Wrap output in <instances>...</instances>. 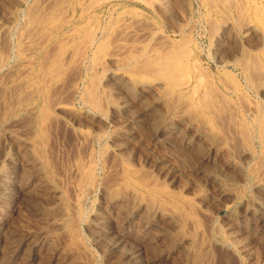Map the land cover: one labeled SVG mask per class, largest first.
Wrapping results in <instances>:
<instances>
[{
    "label": "bare ground",
    "instance_id": "bare-ground-1",
    "mask_svg": "<svg viewBox=\"0 0 264 264\" xmlns=\"http://www.w3.org/2000/svg\"><path fill=\"white\" fill-rule=\"evenodd\" d=\"M10 1L11 5H14L13 8H15L8 17H11V24L0 21V161H2V168L4 167L0 169V202L7 206L10 199L13 200L15 197L22 194H29L31 192L36 193L38 191H40V193H42L41 191H44V193L47 191L50 192L52 204H54L61 212L60 214L63 215V220L60 225L66 233H69L74 246L81 245V242L78 241L79 239H76L81 233L79 230L81 226L84 227L87 224V228L95 229L102 237L109 240L108 242L114 243L113 245L117 247V249H120L118 248L120 246L122 248V245H125L126 248L127 244H132L134 242L131 238L133 230L128 224V226L125 227L117 226V222L121 221L120 218H118L120 221L117 220V216L125 213L127 214L128 220L136 217L139 219L141 218V223L145 227L143 237L146 239L152 240L155 238V240L158 241L157 235L163 234V232L167 230L170 235L176 234L175 237L177 238H175L176 241H174L181 249L179 253H176L178 256L181 253L184 254V256L185 254L191 255L193 250L191 251L190 248L195 244H199L197 250L201 249L205 255L210 254V251H212L211 248L216 244L211 247V243H205V239H208L206 238L208 237L207 235L212 232V220L208 217L210 213H208L209 210H206L207 206H204L206 207L204 208L200 203H197V200V202H195L199 207L192 202L186 201L184 197L187 194H183L185 191L181 190V187H179V189L177 188L176 191V187H173L174 185H172L174 188L172 189L161 176V181H159L158 178L154 179L155 174L152 175L153 179L150 178L151 175L149 173L151 170H149L148 173L150 176L148 174V176L145 175L148 166L144 164L146 170L144 169L145 171L143 172L144 167H139L138 163V167H135L128 161H124L128 159L127 155V159L122 158L123 160L120 161L116 160V156L118 155H114L115 158L109 161L108 152L102 144L106 129L103 131L100 125L102 129H98L99 126L98 128L95 126L97 129L89 128L82 125V122H78L82 119L86 120L93 118V120L97 119V122L99 121L100 123L102 120L105 121L108 117V112L110 113L112 109L119 108V105L115 106L110 100V92L107 90L109 85L105 83L106 80L110 79L113 83L115 81V83H117L116 85L126 86L127 89H135L139 95L149 91L153 85H157L158 87H156L158 89H156L159 91L156 100L157 103L162 104V108L164 106L165 109V113H162L163 118L160 120V122H164L165 127H161L162 129H159V131L163 130L166 133L169 132L174 134L177 131L174 130L175 127L173 123H186L187 127H189L188 129H196V135L192 138L189 137L188 148L200 147L198 143L199 139H208L209 141L207 140V142L210 143L208 144L212 149L216 150V153H221L224 148H229L232 153L237 152L240 155L241 159L239 158V160L241 161L235 165V167L238 168V172L241 173V178L243 177L246 182L248 179L249 183L251 181L256 189L264 190V0H201L202 6L204 5L211 15H221L223 19H221V23H223L222 25L220 24L221 27L218 26L221 31L219 34H216L217 44L215 50L217 53L225 49L223 46L227 43L224 44V42L230 38L229 33L231 30L234 31L236 29L235 31H237V34L240 33L245 42H248L247 45H242L241 47L237 46L240 48L237 50L234 57H230L228 53L229 56L223 58L224 62L219 63V61L214 63L212 70H208L207 67L203 66L194 49L184 37H182L183 39L181 38L180 41V38L178 40L172 39L164 31H160L154 21L145 17V14L149 13L148 6L151 5L149 3H153L151 0L150 2L148 0H9L8 2ZM4 2H6V0ZM182 6L184 5H181V7ZM124 7H128L133 11L128 12ZM230 12H234L235 16H230ZM21 14L23 15V19L20 21L19 18ZM4 16L6 17V15ZM210 18L215 20L212 16ZM207 23L208 25L211 24L209 22ZM172 24L174 25V23ZM138 25L140 26L138 27ZM216 25L219 24L217 23ZM177 26L179 29L177 27L178 30L176 29V34H180L181 36L185 35V28H181L180 25ZM210 26V29L214 27V23ZM214 30H216L215 32L219 31H217V29ZM233 34L235 36V33ZM143 36L149 39L151 38L153 42H143L140 38ZM145 37H143V40ZM191 37H189V39H191ZM149 39L146 41H149ZM229 41L231 42V40ZM235 41V43L240 42L239 39ZM237 45H241V43ZM225 51L228 52L227 50ZM225 51L219 54L222 55ZM234 54L235 53H233V55ZM200 56L199 58H201ZM111 62L116 66L111 67ZM238 75L242 76L243 81ZM113 83H111L112 86L110 84L112 88H114ZM127 89H125L126 92ZM130 89H128L129 92ZM248 89L251 91L253 90L260 100L255 101L253 98H250L247 93L249 92L247 91ZM113 92L111 91V93ZM147 93L146 96L150 94V91L149 94ZM157 94L155 92L156 96ZM136 95L139 97L138 94ZM144 96L145 95H143V97ZM152 97L149 100L155 102V100H153L155 97ZM142 100H139V102ZM127 105H129L128 99L123 106L126 107ZM143 105L144 104L141 105L140 103V106ZM151 106L153 105L151 104ZM128 107L129 106H127V109H130ZM158 107L160 106L154 107V113ZM122 109L125 108L122 107ZM148 112L150 113V111ZM126 114L129 113H125L124 115ZM132 116L134 115L132 114ZM127 118L129 117L127 116ZM125 119L126 118L123 120ZM138 119H140V117ZM89 121L87 123H89ZM77 123L78 125H75ZM162 125L161 123V126ZM159 126L157 127L159 128ZM182 127H184V125ZM124 128L126 127L124 126ZM54 129L55 131L58 130L62 131L64 134H69L80 144L79 146L76 145L77 148L73 146L74 148L71 150L73 151L75 149V151L71 152L70 155L72 156L69 158L70 160L68 162L65 161L67 163L64 167L61 166L62 163L61 165L59 163L62 161L60 160L58 162L57 160V158L60 159V155L57 153L59 157L56 158L57 155L55 156L54 154L56 152L53 151L55 147H53L54 145L52 146L51 143V131ZM183 130L185 129L183 128ZM159 131L157 133H159ZM179 133L180 131L178 134ZM55 134H57V132H55ZM120 136L122 137V135ZM177 136L178 135H176V137ZM183 136H185V134H183ZM131 138L133 137L131 136ZM218 139H220V141ZM53 141L55 140L53 139ZM119 141L118 143L120 144ZM131 143L133 144V141ZM208 144L206 145V143H204L205 146H208ZM110 150L108 149V151ZM230 150L227 151L230 152ZM114 151L112 150V152L110 151L108 154ZM221 154H223V152ZM212 158H216V155ZM235 158H238V156ZM169 160L171 161V159ZM214 160L215 159H213V161ZM140 161L144 163V161ZM207 163L209 162L207 161ZM172 167L171 165V168ZM149 168L150 166L148 169ZM168 170H170L169 167L165 171ZM162 172L159 171L158 173ZM183 172L184 171H182L181 174H183ZM238 172L236 171L234 173L237 174ZM168 174L169 178L171 177L172 181L174 180L175 182L176 176H173L171 172ZM242 181L243 180H241V182ZM208 183L210 182L208 181ZM238 185H241L240 187L242 188V184ZM249 185L248 187H251V184ZM236 189L234 190V194L238 195L240 189ZM180 190L181 193L178 192ZM229 191L231 190L229 189ZM99 192L102 194V205L100 206L99 204V209L95 210L94 208V211L90 212V208L88 209L87 207L89 206L86 207V204L92 200L91 198L95 193ZM220 193H222V191ZM46 194L48 195V193ZM182 194L185 196L183 197ZM215 198H217V196ZM224 198L222 200H224ZM242 198L243 196H241V199ZM193 200H195L194 196ZM206 201L207 200H205V202ZM226 202L228 201L226 200ZM251 204L247 206V209L253 213V211L255 212L256 210V206L255 203ZM259 204L257 206H259ZM90 206H92V204ZM200 206L203 208H200ZM230 206L232 205L230 204ZM230 206L228 205L229 208ZM228 207L226 205L222 207L221 213L229 219L228 226L231 228V230L229 229L231 231L230 234L240 236L245 232L249 233L247 230L251 232L252 228H249L250 225L247 226L243 222L238 221L239 218L236 219V216L230 215L232 211H229V213ZM56 208L53 209L56 210ZM245 221L248 222L247 219ZM257 221H259L257 226L263 228L264 218L258 217ZM225 222L226 220L223 223ZM55 224L56 223H54V225ZM199 226L201 228L200 233L198 230ZM217 226L218 225H216V228ZM61 227L59 229H61ZM152 230H156L158 234L152 235ZM229 230H227L228 233L230 232ZM257 231L258 230H256V233ZM62 235H64V233ZM219 235L221 240L227 242V244L230 242V237L228 238V236L224 235L221 231ZM162 237L161 235L160 239ZM243 239L241 241H243ZM163 240L166 241L162 238L161 241ZM161 241L159 240V243ZM125 242L129 243L125 244ZM213 242L214 241H212V244ZM143 243L142 245H144ZM153 244L154 242L152 245ZM113 245L111 247H114ZM138 245L134 254L141 253V245ZM147 245H151V242ZM196 246L198 245H195V247ZM158 247L160 248V246ZM170 247L166 246L167 255L163 257V259L165 258L167 261L169 259L172 260L174 256H172L171 249L168 251ZM216 247H214V251ZM247 247L245 248L247 249ZM222 250L228 249L225 247V249L222 248ZM216 251L218 252L219 250ZM81 252L83 251L81 250ZM225 252L226 251H224V253ZM237 252H239V249ZM226 253L228 254L230 252L227 251ZM198 254L196 253V255ZM211 254L213 255V253ZM218 254L221 256L220 253ZM200 255L198 256L200 257ZM215 255L216 254L213 255V259L212 257L209 258V255L208 259L207 256H205L207 261L204 260V264H215ZM198 256L197 258H199ZM203 256L201 255L202 259L204 258ZM229 256H231V253ZM133 257L135 258V256ZM190 257L192 258L193 256L191 255ZM201 257L199 258V264H201ZM191 258H189V261ZM135 260L137 261V259ZM192 260L194 261V257L191 259L190 263ZM197 260L195 259L198 263ZM176 261L178 262V260ZM183 261L184 260H182L181 264ZM185 262L183 264H185ZM163 263H165V261Z\"/></svg>",
    "mask_w": 264,
    "mask_h": 264
},
{
    "label": "rangeland",
    "instance_id": "rangeland-1",
    "mask_svg": "<svg viewBox=\"0 0 264 264\" xmlns=\"http://www.w3.org/2000/svg\"><path fill=\"white\" fill-rule=\"evenodd\" d=\"M5 0H0V21H4V22H8L11 24V17L8 18L12 12L14 11L15 8H13V6L11 5V1L8 2L9 0H6V2H4ZM147 1V0H146ZM150 2V0H148ZM153 1V3H149L151 5L148 6L149 8V13H146L145 17L149 18L150 20L154 21L156 23V26L157 28L160 30V31H164L166 34H168L172 39H175V40H178L179 38V41L181 40L182 37H184L187 42L190 44V46H192V48L194 49L198 59L200 60V62L203 64L204 67H207L208 70H212V68L214 67V63H222L224 62V59L223 58H226L228 55V53L230 54V57H234L237 53V50L242 46V45H247L248 42L246 43L243 36L238 33L237 34V31H233L231 30V32L229 33V39L227 41L224 42L227 43L223 46V51L227 50L228 52L225 51L222 57L221 54L219 53H222V52H219L217 53L216 50H215V46H216V38H217V35L216 34H219V32L221 31L220 27L223 23H221V19H222V16L221 15H215V14H210V12L208 11V9H206V7L203 5L202 6V2L201 0H151V2ZM158 1V2H157ZM172 1V2H171ZM178 1V2H177ZM182 1V2H181ZM3 2V3H2ZM174 2V3H173ZM177 2V3H176ZM161 3V4H160ZM181 3V4H180ZM183 3V4H182ZM179 4V5H178ZM153 5V6H152ZM181 5H184L181 7ZM4 6V7H3ZM153 7V8H152ZM185 7V8H183ZM3 8V9H2ZM8 8V10H7ZM125 9H127L128 12H131L133 11L132 9H129L128 7H124ZM163 8V9H162ZM165 8V9H164ZM11 9V10H10ZM157 9V10H156ZM167 9V10H166ZM189 9V10H188ZM10 10V11H9ZM163 10V11H162ZM166 10V11H165ZM170 10V11H169ZM7 11V12H6ZM12 11V12H11ZM158 11V12H157ZM187 11V13H186ZM198 11V12H197ZM5 14H4V13ZM11 12V13H9ZM163 12V13H162ZM174 15H172V14ZM185 13V14H184ZM230 16L234 17L235 16V13L234 12H230ZM9 14V15H8ZM233 14V15H232ZM3 15V16H2ZM6 15V17L4 16ZM8 15V16H7ZM187 15V16H185ZM215 15V16H214ZM182 16V17H180ZM193 18H192V17ZM213 17L215 18L212 19L210 17ZM5 19H3V18ZM23 15L21 14L20 15V21L23 19L22 18ZM172 17V18H171ZM8 18V19H6ZM177 18V19H176ZM179 18V19H178ZM183 18V19H182ZM217 18V19H216ZM236 18V17H235ZM10 19V20H9ZM191 20V21H190ZM223 20V19H222ZM211 23L210 25H213L214 23V27H212L210 29V25H208V23ZM171 22V23H170ZM181 22V23H180ZM223 22V21H222ZM13 23V22H12ZM174 23V25L172 24ZM180 23V24H179ZM219 24V25H216V24ZM183 24V25H182ZM221 24V25H220ZM172 25V27H171ZM177 25H180L181 28H185L184 30L186 31L185 35H180V34H176V29H177ZM140 25H138L139 27ZM184 26V27H183ZM210 26V27H209ZM220 26V27H218ZM142 27V26H141ZM171 27V28H169ZM198 27V28H197ZM238 27V25H237ZM179 29V27H178ZM177 29V30H178ZM214 29H217L218 32H215L216 30ZM206 30V31H205ZM214 32L212 33L211 32ZM214 30V31H213ZM235 33V36L234 34ZM210 34V35H208ZM233 34V36H232ZM190 35V36H189ZM241 35V36H240ZM191 37V39H189V37ZM210 38H209V37ZM213 36V37H212ZM216 36V37H215ZM145 37V36H143ZM143 37H140L141 40L145 43H150L153 42V40H151V38H147L143 40ZM188 37V38H186ZM237 37H240V38H237ZM212 38V39H211ZM234 40H232V39ZM242 38V39H241ZM149 41H146L148 40ZM183 39V38H182ZM240 42H237L235 43L236 40ZM189 40V41H188ZM192 40V41H191ZM214 40V41H213ZM231 40V42L229 41ZM244 40V42H243ZM195 42V43H194ZM241 45H237V44H240ZM196 44V45H195ZM197 46V48H196ZM213 46V47H212ZM226 46V47H225ZM231 46V47H230ZM237 46H240V47H237ZM237 47V48H236ZM227 48V49H226ZM213 49V50H212ZM232 49V51H231ZM233 53H235L233 55ZM212 54V55H211ZM201 55V56H200ZM219 55V56H218ZM226 55V56H224ZM199 56L201 58H199ZM219 57V58H218ZM222 57V58H221ZM226 60V59H225ZM114 67L116 65L113 64V62H111V67ZM233 67V66H232ZM240 77V79L243 81L242 79V76L241 75H238ZM113 83L112 80H106L105 83L107 85H109L107 87V90L110 92V100L111 102L117 106L119 105V108L118 109H112L111 112L107 114V120L105 119L102 120L100 123L99 121L97 122V119H94L93 118H90V119H82L80 120L78 123L82 122L81 124L82 125H85L86 127H89V128H94V129H97L98 126L100 125L102 128H103V131L104 129L105 130V133H104V138L102 140V144H103V147L106 149V151L108 153H110V151L112 152V150L114 151L113 153L111 154H108V159L109 161H111L112 158H115L114 155H118L116 156V160H123L122 158H126L128 157L127 160H124V161H128L130 164L134 165L135 167H144L143 168V172L146 170L145 169V165H147L148 167L150 166V168L148 169L147 167V172L145 175H147L149 173V170L150 171V175L152 177L153 174H155V178H158L159 181L162 180V178L165 180V182L168 183L169 187L171 186L172 189H174L173 187H176V191H177V188L179 189V187H181V190L185 191L183 192V194H187L186 196L183 195V197L185 198L186 201L188 202H192L194 203V205H197V203H200L203 207L204 206H207L204 207L206 208V210H209L208 213H210L208 215V217L212 220V223H211V228H212V232H210L209 235H207L208 239H205V243H211V247L214 245L210 251L211 253L214 254H218L220 253L221 256H219V254L216 256L215 255V261L216 263L218 264H264V227L263 228H260L259 226H257V224H259V221H257L258 217L259 218H264L263 214H264V190H258L254 187V185L252 184V182L250 181L249 183V180L247 179V182L244 181V178L240 175L241 173L238 172V168L235 167V165H237L241 160H239L240 158V155L237 153V152H234L232 153L231 150L229 148H224L222 149L223 151V154H221L220 152L219 153H216V150L212 149L210 147V143L207 142L208 139H199L198 143L200 145V147H196V148H191L189 147L188 148V141L190 140V138H192L193 136L196 135V129L194 128H190L188 129L189 127H187L186 123H173V126L175 127L174 130L177 131L176 133H169V132H164L163 130H160L159 129H162L161 127H165L164 125V122H160V120L163 118L162 116V113H165V109H164V106L162 108V104L160 103H157V97H158V91L157 90L158 86L156 87L155 85H153L151 87V89L149 90L150 91V94H149V91H147L146 93L149 94L146 96V93H143L142 95H139V93L135 90V89H130V92L129 90L127 89L126 86H123V85H116L117 83H113V87L112 88V84L110 86V84L107 83ZM115 85V86H114ZM119 86V87H118ZM123 86V87H122ZM124 89H127V93L125 91V89L123 90L122 88ZM118 88V90H117ZM153 88V89H152ZM157 88V89H156ZM116 89V90H115ZM122 89V90H120ZM157 91H156V90ZM153 90V91H152ZM157 94V96L155 95V92ZM111 91L113 93H111ZM119 91H122V92H119ZM152 91V92H151ZM249 92L248 95L250 96V98H253V100H257L259 101L260 99H258V96H256L257 94L252 90H247ZM126 92V94H125ZM137 92V93H136ZM154 92V93H153ZM254 92V93H252ZM117 93V95H116ZM138 94L139 97L136 95ZM154 94V95H153ZM127 95V96H126ZM143 95H145V99L143 97ZM155 97L153 100H155V102H153L152 100H149L151 97ZM126 97V98H125ZM128 97V98H127ZM132 97V98H131ZM152 97V98H153ZM125 99V100H124ZM129 101V106L128 108L130 109H127V106H123V104L125 103V101ZM143 99V100H142ZM122 100V101H121ZM139 100H142L139 102ZM120 101H121V104H120ZM132 101V102H131ZM145 103H144V102ZM148 103H147V102ZM124 102V103H123ZM132 103V104H130ZM137 103V104H136ZM140 103L141 105L144 104L143 106H140ZM151 104L153 106H151ZM158 104V105H157ZM121 105V106H120ZM146 105V106H145ZM149 105V106H148ZM135 106V107H134ZM151 106V107H150ZM157 106H160L157 108L156 112L154 113V110L155 108L154 107H157ZM125 108V109H122ZM121 108V109H120ZM144 109V110H143ZM152 109V110H151ZM117 110V111H116ZM120 112H119V111ZM124 110V111H123ZM143 110V111H142ZM160 110V111H159ZM162 110V111H161ZM164 110V111H163ZM115 111V112H114ZM124 113H122V112ZM135 111V112H134ZM143 113H142V112ZM150 111V113L148 112ZM153 111V112H152ZM114 114H113V113ZM117 112V113H116ZM148 112V113H147ZM152 112V113H151ZM160 112V113H159ZM125 113H129V114H126L124 115ZM134 116H132V114ZM141 113V115H140ZM145 113V114H144ZM147 113V114H146ZM110 114V115H109ZM119 114V115H118ZM122 114V115H120ZM131 114V115H130ZM137 114V115H136ZM150 114V116H149ZM92 115V114H91ZM90 115V116H91ZM118 115V116H117ZM136 115V117H135ZM144 115V116H143ZM153 117H152V116ZM160 115V116H159ZM112 116V117H111ZM127 116L129 118H127ZM132 116V117H131ZM155 116V117H154ZM157 116V118H156ZM122 117V118H121ZM132 119H131V118ZM140 117V119H138ZM147 117V118H146ZM149 117V118H148ZM158 117H161V118H158ZM119 118V119H118ZM124 118H126L125 120H123ZM137 118V119H135ZM143 118V119H142ZM151 118V119H150ZM156 118V119H155ZM112 119V120H111ZM129 119V120H128ZM142 119V120H141ZM159 119V120H158ZM89 120V123H87ZM93 120V121H92ZM96 120V121H95ZM120 120V121H119ZM123 120V121H122ZM128 120V121H126ZM140 120V121H139ZM151 120V121H150ZM85 121V122H84ZM104 121V122H103ZM107 121V122H106ZM126 121V122H125ZM140 123H139V122ZM93 122V123H92ZM97 122V123H95ZM133 122V123H131ZM159 122V123H158ZM75 124V125H78ZM84 123V124H83ZM86 123V124H85ZM103 125H102V124ZM137 123V124H135ZM161 123L163 124L161 126ZM90 124V125H89ZM94 126H93V125ZM106 124V125H105ZM130 124V125H129ZM133 124V125H132ZM179 124V125H178ZM182 124V125H180ZM88 125V126H87ZM92 125V126H91ZM127 125V126H126ZM138 125V126H137ZM147 125V127H146ZM160 125V126H159ZM177 125V126H176ZM184 125V127H182ZM97 128H96V127ZM99 126L98 129H102L101 127ZM124 126L126 128H124ZM129 126V128H128ZM134 126V127H133ZM159 126V128L157 127ZM181 126V127H180ZM133 127V128H132ZM146 127V128H145ZM150 127V128H149ZM187 127V128H185ZM128 128V129H127ZM156 128V129H155ZM181 128V129H180ZM183 128L185 130H183ZM117 129V131H116ZM131 129V130H129ZM135 129V130H134ZM148 129V130H147ZM123 130V131H122ZM135 132H134V131ZM180 131V133L178 134V132ZM188 130V131H187ZM120 131V132H119ZM159 131V133H157ZM163 131V132H162ZM55 134V132H57V134ZM61 132V133H59ZM107 132V133H106ZM126 132V133H125ZM132 134H131V133ZM139 132V133H138ZM184 132V133H183ZM194 132V133H193ZM60 135H59V134ZM137 133V135H136ZM155 133V134H154ZM166 135H165V134ZM190 133V134H189ZM126 134V135H125ZM171 134V135H170ZM173 134V136H172ZM183 134H185V136H183ZM189 134V135H188ZM193 134V135H191ZM113 135V136H112ZM122 135V137L120 136ZM134 135V136H133ZM175 135V136H174ZM176 135H178L176 137ZM53 136V138H52ZM131 136L133 138H131ZM163 136V137H161ZM167 136V137H165ZM172 136V137H170ZM139 139H138V138ZM169 137V138H168ZM182 137V138H180ZM190 137V138H189ZM74 137H71L69 134H64L62 131H58L55 129L51 131V143H52V146L55 147L53 148V151L56 152L54 153L55 156L57 155H60V157L57 155V157H59L60 159L57 158L58 162L61 160L62 162H59L60 165L62 163V167H64L66 165V163L70 160L69 158L72 156L70 155L71 152L75 151V149L72 151L71 149H73L74 147L79 146V142L76 140L73 139ZM159 138V139H158ZM166 140H165V139ZM174 138V139H173ZM177 138V139H176ZM184 138V139H183ZM53 139L55 141H53ZM61 139V140H60ZM68 142H67V140ZM126 139V140H125ZM133 139H136V140H133ZM161 139V140H160ZM181 139V140H180ZM57 140V141H56ZM60 140V141H59ZM106 140V141H105ZM120 140V141H119ZM124 140V141H123ZM130 140V141H129ZM155 140V141H154ZM167 142H165V141ZM172 140V141H171ZM176 140V141H174ZM184 140V141H183ZM220 141V139H218ZM71 143H70V142ZM74 141V142H73ZM118 141L120 142V144L118 143ZM133 141V144L131 143ZM186 141V142H185ZM206 141V142H205ZM209 141V140H208ZM217 141V140H216ZM55 142V143H54ZM63 142V143H62ZM105 142V144H104ZM113 142V143H112ZM124 142V143H122ZM127 144H126V143ZM147 142V143H146ZM158 142V143H157ZM174 144H173V143ZM206 143V145L208 144V146H205L204 143ZM218 142V141H217ZM54 143V144H53ZM75 145H74V144ZM117 143V144H115ZM130 143V144H129ZM201 143V144H200ZM57 144V145H56ZM67 144V145H66ZM130 146H129V145ZM139 144V145H138ZM142 144V145H141ZM166 144V145H165ZM70 145V146H68ZM72 145V146H71ZM109 145V147H108ZM153 145V146H152ZM157 145V146H156ZM165 145V146H164ZM68 146V147H67ZM74 146V147H73ZM127 146V147H126ZM129 146V147H128ZM134 146H135V149H134ZM61 147V149H60ZM67 147V148H65ZM149 147V148H148ZM158 147V148H157ZM186 147V148H185ZM204 147V148H203ZM209 147V148H208ZM77 148V147H76ZM110 151H108V149ZM123 148V149H122ZM137 148V149H136ZM142 148V149H141ZM56 149V151H55ZM70 149V150H69ZM119 149V150H118ZM139 149V150H138ZM152 151H151V150ZM162 149V150H161ZM201 149V151H200ZM209 151H208V150ZM230 150V152H228ZM117 150V151H116ZM141 150V151H140ZM144 150V151H143ZM155 150V151H154ZM195 150V151H194ZM69 151V152H68ZM120 151V152H118ZM132 151V152H131ZM160 151V152H159ZM186 151V152H185ZM206 151V152H205ZM226 153H225V152ZM65 154H64V153ZM116 152V153H115ZM140 152V153H139ZM190 152V153H189ZM202 152V153H201ZM212 152V153H211ZM229 154H228V153ZM60 153V154H59ZM69 153V154H68ZM161 153V154H160ZM188 153V154H187ZM68 154V155H67ZM73 154V153H72ZM155 156H154V155ZM158 154V155H157ZM164 154V155H163ZM187 154V155H186ZM220 154V155H219ZM227 154V156H226ZM234 154V155H233ZM70 155V156H69ZM110 155V157H109ZM127 155V157H126ZM129 155V156H128ZM134 155V156H133ZM144 155V156H143ZM146 155V156H145ZM157 155V156H156ZM205 155V156H204ZM216 155V158H212V157H215ZM218 155V156H217ZM63 156V158H62ZM65 156V157H64ZM113 156V157H111ZM133 156V157H132ZM149 156V157H148ZM154 156V157H153ZM167 156V157H166ZM183 156V157H182ZM209 156V157H208ZM234 156V157H233ZM238 158H235L237 157ZM68 157V158H67ZM158 157V158H157ZM160 157V159H159ZM162 157V158H161ZM170 157V158H169ZM211 157V158H210ZM227 157V159H226ZM119 158V159H117ZM145 158V159H144ZM150 158V159H149ZM152 158V159H151ZM167 158V159H166ZM224 158V159H223ZM230 158V159H229ZM63 159V160H62ZM144 161V163H142L140 160ZM158 159V160H157ZM163 159V160H162ZM171 159V161L169 160ZM213 159H215L213 161ZM226 159V160H225ZM241 159V158H240ZM148 160V161H147ZM152 160V161H151ZM156 160V161H155ZM218 160V161H217ZM223 160V162H222ZM225 160V161H224ZM67 161V162H65ZM114 161V159H113ZM140 161V162H139ZM170 161V162H169ZM207 161L210 163H207ZM212 161V162H211ZM235 161V163H234ZM63 162H64V165H63ZM134 162V163H133ZM136 162V163H135ZM150 162V163H149ZM158 162V163H157ZM215 162V163H213ZM225 162V163H224ZM137 163H138V166H137ZM142 163V164H140ZM154 163V164H153ZM205 163V164H204ZM224 163V164H222ZM136 164V165H135ZM140 164V165H139ZM145 164V165H144ZM153 164V165H151ZM161 164V165H159ZM166 166H165V165ZM169 164V165H168ZM173 166L171 168V165ZM223 167H222V165ZM176 165V166H174ZM226 165V166H225ZM232 165V167H231ZM160 166V167H159ZM162 166V167H161ZM61 167V168H62ZM153 169H152V168ZM156 167V168H155ZM164 167V168H163ZM169 167L170 170L168 171H165L167 170ZM198 169H197V168ZM228 167V168H227ZM234 167V168H233ZM4 168V167H3ZM2 168V161H0V169H3ZM160 168V169H159ZM174 168V169H173ZM177 168V169H176ZM200 168V169H199ZM223 168H226V169H223ZM232 168V169H231ZM145 169V170H144ZM155 169V170H154ZM159 169V170H158ZM164 169V170H163ZM180 173H179V171ZM175 170V171H174ZM230 170V171H229ZM162 172V173H158V172ZM173 171V172H172ZM183 172V174H181V172ZM189 171V172H188ZM196 171V172H195ZM238 172L237 174L234 173V172ZM165 172V173H164ZM172 173L173 176H176L175 178V182L174 180L172 181L171 177L169 178V174L168 173ZM178 172V173H177ZM188 172V173H187ZM210 172V173H209ZM217 172V173H216ZM230 172V173H229ZM158 173V175H157ZM177 173V175H176ZM186 173V174H184ZM207 173V174H205ZM148 174V175H149ZM160 174H164L163 176L160 175ZM178 174H179V177H178ZM189 174V175H188ZM193 174V175H192ZM205 174V175H204ZM235 174V175H234ZM147 175V176H148ZM149 175V176H150ZM187 175V176H186ZM191 175V176H190ZM203 175V176H202ZM213 175V176H212ZM219 175V176H218ZM162 178H161V177ZM165 176V177H164ZM195 176V177H194ZM198 176V177H197ZM208 178L206 179L205 178ZM221 176V178H220ZM240 176V177H239ZM161 178V179H160ZM199 178V180H198ZM201 178V179H200ZM211 178V179H210ZM215 178V179H214ZM224 178V179H223ZM243 180L241 182V180ZM168 179V180H167ZM178 179V180H177ZM181 179V181H180ZM222 179V180H221ZM163 180V181H164ZM167 180V181H166ZM183 180H184V183H183ZM179 181V183H178ZM208 181L210 183H208ZM216 181V182H215ZM220 181V182H218ZM234 181V182H233ZM213 182V183H212ZM231 182H232V185H234L236 187V184H237V187L236 188H239V194L238 195H235L234 194V190L236 189L234 186L231 185ZM244 182V183H243ZM170 183V184H169ZM182 183V184H181ZM187 183V184H186ZM194 183V184H193ZM218 183V184H217ZM235 183V184H234ZM185 184V185H184ZM201 184V185H200ZM211 184V185H210ZM238 184H242V188L238 185ZM246 184V185H245ZM249 184H251V187H248L250 186ZM172 185H174L172 187ZM181 185V186H180ZM230 185V186H229ZM253 185V187H252ZM178 186V187H177ZM185 189H184V187ZM215 186V187H214ZM227 186V188H226ZM233 189H231V188ZM247 187V188H246ZM226 188V190H225ZM255 188V189H254ZM223 189V190H221ZM229 189L231 191H229ZM244 189V190H243ZM246 189V190H245ZM181 190L178 191L179 193H181ZM212 190V191H211ZM237 190V189H236ZM257 192H255V191ZM197 191V192H196ZM222 191V193H220ZM242 191V192H241ZM262 193H260V192ZM40 193V191H38ZM38 192H31L29 194H22V195H19L18 197H15L13 200L10 199L7 203V206H5L4 204H2L0 202V264H181L182 260L183 263L185 262V264H189L191 259H193L194 257V261L192 260V262L190 264H199V258L201 257V255L204 257L202 259L201 257V264H204V260L207 261L208 259V255L210 256L209 258L212 257V259L214 258L213 255L210 253L208 255H205L203 254V251L200 249V250H197V248H199V244H195V245H198L195 247V245H193L190 250L193 252H191L192 254V258L190 257L191 255L190 254H179V256L176 254V253H179V251H181V249L177 246L176 244V239L177 237L176 234H171L169 233V231L167 230L166 232H163V234H158V232L156 230H152L151 233L152 235H157V239H159L161 241V239H167L166 241H161L159 243V240H155L152 239H146L144 238L143 234H144V230H145V227L143 226V224L141 223V218L139 219L138 217L136 218H131L128 220L127 218V214L125 213H122V214H119L117 216V220L121 221L120 222H117V226L119 227H125V226H130V228L133 230L132 232V240L134 241L132 244L129 243V242H125L126 243H129L127 244L128 247L130 248L131 245L132 247L129 249L126 245V248H125V245H122V248L121 246L118 247L120 249H117V247H115L112 243V242H108L109 240H106V238L102 237L101 234L99 232H97L95 229H91V228H87V224L79 229L80 230V235H78V238L76 240L80 241L81 242V245L79 246H74V243L73 241L71 240V237L69 236V233H66L64 231V229L61 227L60 223L62 222L63 220V215L60 214L61 212L59 211L58 208H56V206L54 204H52V197L51 196V193L50 192H45L44 191H41L42 193H38ZM243 192H244V195H243ZM249 192V193H248ZM1 193V191H0ZM48 193V195L46 194ZM221 195H220V194ZM229 193V194H228ZM232 193V195H231ZM34 194V195H33ZM39 194V195H38ZM45 196H44V195ZM99 194V195H98ZM199 194V195H197ZM218 194V195H217ZM228 194V196H227ZM250 194V195H249ZM253 194V195H252ZM260 194V195H259ZM28 195V196H27ZM41 195V196H40ZM234 195V196H233ZM240 195V196H239ZM263 195V196H262ZM94 196V197H93ZM92 196V200H90L87 204H86V207L89 209L90 212L94 211L93 209L95 208V210L99 209V204L100 206L102 205V194L101 192L99 193H95L94 195ZM193 196H194V199L193 200ZM201 196V197H200ZM211 196V197H210ZM217 196V198H215ZM220 196V197H219ZM222 196V197H221ZM227 196V197H226ZM241 196H243V198L241 199ZM254 196H257V197H254ZM46 197V198H45ZM49 197H50V200H49ZM100 197V198H99ZM187 197V198H186ZM192 197V198H190ZM225 197V198H224ZM233 197V198H232ZM20 198V199H19ZM35 198V199H33ZM202 198V199H201ZM215 198V199H214ZM224 198V200H222ZM236 198V199H235ZM253 198H257V199H253ZM192 199V201H191ZM201 201H200V200ZM207 200L205 202V200ZM220 199V200H219ZM251 199V200H250ZM13 202H12V201ZM49 200V201H48ZM197 200V201H196ZM218 200V201H217ZM226 200L228 202H226ZM236 200V201H235ZM240 200V201H239ZM243 200V201H242ZM51 201V203H50ZM94 201V202H93ZM100 201V202H99ZM196 201V202H195ZM210 201V202H209ZM220 201V202H219ZM242 201V202H241ZM255 201V202H254ZM17 202V203H16ZM19 202V203H18ZM48 202V203H47ZM93 202V203H92ZM99 202V203H98ZM226 202V203H225ZM250 202V203H249ZM12 203V204H11ZM50 203V204H49ZM214 203V204H212ZM232 206H230V204ZM253 204L255 203V206H256V210L255 212L253 211H250L247 209V206L249 204ZM257 203V204H256ZM260 203V204H259ZM11 206H10V205ZM49 204V205H47ZM52 204V205H51ZM92 204V206H90ZM251 204V205H252ZM259 204V206H257ZM263 206H262V205ZM221 205V206H219ZM224 205V206H223ZM225 205L228 207V205L230 206V208L228 207V212L229 211H232L230 213V215L232 216H236L235 218L238 219V221L240 222H243L244 224H246L247 226H249V228L251 227L252 228V231H248L249 233H243L242 235H234V234H230L231 233V228L228 226L229 225V219H227V217H225L222 213H221V210H222V207H225ZM246 205V206H245ZM202 206H200V208H203ZM219 208H218V207ZM243 206V207H242ZM9 209H8V208ZM19 207V208H18ZM199 207V206H198ZM5 208V209H4ZM53 208H56L53 209ZM263 208V209H262ZM4 209V210H3ZM245 209V210H244ZM3 210V212H2ZM212 213H211V211ZM242 210V211H241ZM262 210V211H261ZM53 211V212H52ZM219 211V212H218ZM245 211V212H244ZM248 211V212H247ZM58 212H59V216H58ZM248 213H249V216H248ZM126 216H125V215ZM212 214V215H211ZM222 216H220V215ZM40 215V216H39ZM52 215V216H51ZM214 215V216H213ZM216 215V217H215ZM238 215V216H237ZM258 217H257V216ZM262 215V216H261ZM54 216V217H53ZM123 216V217H122ZM244 216V218H243ZM247 216V218H246ZM255 216V217H254ZM51 217V218H50ZM214 217V218H213ZM59 218V219H58ZM120 218V219H118ZM138 218V219H137ZM213 218V219H212ZM224 220H223V219ZM243 218V219H242ZM249 218V219H248ZM207 219V218H206ZM220 219V220H219ZM248 220V222H246L245 220ZM116 220V221H117ZM125 220V221H124ZM139 222H138V221ZM208 220V219H207ZM226 220L225 223H223L224 221ZM228 220V221H227ZM244 220V221H243ZM48 221V222H47ZM135 221V222H134ZM255 221V222H254ZM56 223L54 225V223ZM124 222V223H123ZM133 222V224H132ZM253 222V223H252ZM130 223V224H129ZM141 225H140V224ZM223 223V224H221ZM58 224V225H57ZM120 224V225H119ZM128 224V225H127ZM135 224V225H134ZM49 225V226H48ZM52 225V226H51ZM216 225L217 228H216ZM224 225V226H223ZM227 225V226H226ZM39 226V227H38ZM61 229H59L60 227ZM132 226V227H131ZM143 226V227H142ZM223 226V227H222ZM253 226V227H252ZM54 227V228H53ZM87 229H86V228ZM84 228V229H83ZM137 228V229H136ZM224 228V229H223ZM248 228V227H247ZM254 228H258V229H254ZM93 231H91V230ZM139 229V230H138ZM142 229V230H141ZM219 229V230H217ZM230 229V230H229ZM199 230V233L201 231V228L199 226L198 228ZM215 230V231H214ZM226 230V231H225ZM229 230L230 232L228 233ZM256 230L257 233H256ZM262 230V231H261ZM45 231V232H44ZM88 231V232H87ZM142 231V232H141ZM144 231V232H143ZM222 232L224 233V235L228 236V238L230 237V242L227 244V242L221 240L220 238V235H219V232ZM141 232V233H140ZM156 232V233H154ZM64 233V235H62ZM87 233V234H86ZM97 233V234H95ZM140 233V234H139ZM213 233V234H212ZM66 234V235H65ZM100 234V235H98ZM216 234V235H215ZM249 234V236H248ZM252 234V235H251ZM89 235V236H88ZM140 235V236H139ZM163 236L161 239H160V236ZM230 235V236H229ZM233 235V236H231ZM246 235V236H244ZM254 235V236H253ZM258 235V236H256ZM260 235V236H259ZM68 236V237H67ZM84 236V237H83ZM88 236V238H87ZM100 236V237H99ZM135 239H134V237ZM168 236V237H167ZM211 236V237H209ZM215 236V237H214ZM239 236V237H238ZM252 238H251V237ZM53 237V238H52ZM95 237V238H94ZM99 239H98V238ZM218 237V238H216ZM232 237V238H231ZM250 237V238H249ZM254 237V238H253ZM65 238V239H64ZM141 238H142V241H141ZM171 241H170V239ZM174 238V239H173ZM211 238V239H210ZM216 240H214V239ZM237 238V239H236ZM244 238V239H243ZM42 239V240H41ZM70 239V240H69ZM145 239V240H144ZM173 239V240H172ZM243 239V241H241ZM34 240V241H33ZM108 242H106V241ZM148 240V241H146ZM154 240V241H153ZM175 240V241H174ZM221 240V241H219ZM239 242H238V241ZM42 241V242H41ZM65 241V242H64ZM77 241V242H78ZM111 241V240H110ZM170 241V242H168ZM174 241V242H173ZM207 241V242H206ZM212 241L213 244H212ZM235 241V242H234ZM41 242V243H40ZM75 242V241H74ZM76 242V244H77ZM79 242V244H80ZM102 242V243H101ZM106 244H105V243ZM144 242V243H143ZM151 242V245L152 243L154 242V244L151 246V245H147V244H150ZM156 242V243H155ZM158 242V243H157ZM165 242V243H164ZM253 242V243H252ZM50 245H49V244ZM64 243V244H63ZM91 243V244H90ZM96 243V244H95ZM100 243V244H99ZM136 243V244H135ZM142 243L144 245H142ZM163 243V244H162ZM169 243V245H168ZM235 243V244H234ZM248 243V244H247ZM108 244V246H107ZM141 245V253L140 254H134L137 250V245ZM155 244H160L158 246H160V248L155 245ZM171 247L169 248L168 251H170L171 249V252H172V260L169 259L167 261V259H163V257H165L167 255V249L166 246ZM221 244V245H219ZM225 244V245H224ZM242 247H241V245ZM63 245V246H62ZM65 245V246H64ZM114 246V247H111V246ZM138 245V246H139ZM209 245V244H208ZM224 245V246H223ZM227 245V246H226ZM248 245V247H247ZM81 246V247H80ZM164 246V247H163ZM175 246V247H174ZM217 246V247H216ZM225 249H228V250H222V248ZM250 246V247H249ZM39 247V248H38ZM80 247V248H79ZM83 247V248H82ZM111 247V248H110ZM135 247V248H133ZM214 247H216L215 251L216 250H219L218 252L214 251ZM233 247V248H232ZM247 247V249L245 248ZM64 248V249H62ZM67 248V249H66ZM124 248V249H123ZM152 250H151V249ZM158 248V249H157ZM163 248V249H162ZM173 248V249H172ZM176 248V249H175ZM179 248V249H178ZM218 248V249H217ZM221 248V249H220ZM126 249V250H125ZM128 249V250H127ZM162 249V250H161ZM165 249V250H164ZM236 251H235V250ZM239 249V252H237ZM78 250V251H77ZM81 250L83 252H81ZM116 250V251H115ZM124 250V251H123ZM154 250V251H153ZM232 250V251H230ZM245 250V251H244ZM86 251V253H85ZM113 251V252H112ZM123 251V252H122ZM162 251V252H161ZM197 251V252H196ZM202 251V252H201ZM224 251H229L231 253V256L230 253H224ZM242 251V252H240ZM244 251V252H243ZM116 252V253H115ZM149 252V253H148ZM153 252V253H152ZM165 252V253H164ZM199 252V254H198ZM202 254H201V253ZM79 253V254H78ZM88 253V254H87ZM120 253V254H119ZM159 253H160V256H159ZM164 253V254H163ZM196 253L198 255H200V257L198 255H196ZM242 253V254H240ZM123 254V255H122ZM131 256H130V255ZM134 254V255H132ZM142 254H143V258H142ZM155 254V255H154ZM176 254V256H175ZM224 254V256H223ZM240 254V255H239ZM91 255V256H90ZM164 255V256H163ZM196 255V257H195ZM236 255V256H235ZM127 256H130V257H127ZM135 256V258L133 257ZM138 256V257H137ZM141 256V257H140ZM179 258H178V257ZM181 256V257H180ZM197 256L199 258H197ZM205 256H207V259H205ZM223 256V257H222ZM229 256V257H228ZM239 256V257H238ZM147 257V258H146ZM162 259H161V258ZM218 257V258H216ZM231 257V258H230ZM233 257V258H232ZM236 257V259H235ZM140 258V259H139ZM156 258V259H154ZM177 258V259H176ZM186 258V259H185ZM189 258L190 261H189ZM221 258V260H220ZM240 258V259H239ZM245 258V259H244ZM137 259V261L135 260ZM175 259V260H174ZM195 259L198 261V263L195 261ZM219 261H218V260ZM228 259V260H227ZM238 259V260H237ZM132 260V261H131ZM143 260V261H142ZM145 260V261H144ZM153 260V261H152ZM158 260V261H157ZM174 260V261H173ZM178 260V262L176 261ZM181 260V261H179ZM236 260V261H235ZM241 260V261H240ZM245 260V261H244ZM141 261V262H140ZM161 261V262H159ZM165 261V263H163ZM167 261V262H166ZM172 261V262H170ZM189 261V262H188ZM203 261V263H202ZM231 261V262H230ZM233 261V262H232ZM239 261V262H238ZM243 261V262H242ZM143 262V263H142ZM158 262V263H157ZM196 262V263H195ZM221 262V263H220ZM228 262V263H227ZM182 263V264H183ZM215 263V264H216Z\"/></svg>",
    "mask_w": 264,
    "mask_h": 264
}]
</instances>
